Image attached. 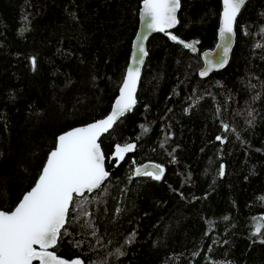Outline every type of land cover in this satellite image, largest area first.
I'll return each instance as SVG.
<instances>
[{"label": "trees", "instance_id": "1", "mask_svg": "<svg viewBox=\"0 0 264 264\" xmlns=\"http://www.w3.org/2000/svg\"><path fill=\"white\" fill-rule=\"evenodd\" d=\"M140 2L0 0V210L34 185L59 134L109 112ZM220 11L221 0H180L176 28L149 38L136 104L99 139L110 175L74 200L86 203L70 208L58 255L264 264V0L238 15L228 65L200 78ZM117 144L136 148L121 161ZM146 161L163 166L162 179L133 176Z\"/></svg>", "mask_w": 264, "mask_h": 264}, {"label": "snow or ice", "instance_id": "2", "mask_svg": "<svg viewBox=\"0 0 264 264\" xmlns=\"http://www.w3.org/2000/svg\"><path fill=\"white\" fill-rule=\"evenodd\" d=\"M244 3L245 0H223L222 26L219 33L223 43L218 45L220 52L216 54L215 60L206 57V67L200 71V76H207L212 69L226 65L235 34L236 19ZM179 8L180 0H143L145 28L149 31L166 32L178 23L176 13ZM171 39L177 41L178 38L171 35ZM178 42L184 44L182 40ZM184 46L196 51L194 44ZM143 55L147 53L138 45L137 53L132 57L133 64L137 67L127 69L126 79L111 114L105 119L60 135L34 187L22 195L13 209L0 210V264H33L34 261L39 264H84L82 259L69 261L49 249L57 246L62 230L63 234H68L66 225L76 222L75 218L70 221V208L74 212L78 208L83 210L86 202L77 201L74 204L76 197H83L86 192L101 189L110 175L105 169V156L97 141L103 133L113 128L120 116L135 105L140 77L138 65L143 63ZM224 127L227 130L228 126ZM221 139L217 137V140ZM135 148V144H117L115 156L123 161L125 154L133 152ZM134 171L136 176H149L155 180H160L163 176V169L159 165L152 170L145 166L143 171L141 168ZM80 214L90 215L86 210ZM262 227L264 225L256 227L257 234ZM92 234L95 235V231ZM80 243L78 241L76 245L79 246Z\"/></svg>", "mask_w": 264, "mask_h": 264}, {"label": "water", "instance_id": "3", "mask_svg": "<svg viewBox=\"0 0 264 264\" xmlns=\"http://www.w3.org/2000/svg\"><path fill=\"white\" fill-rule=\"evenodd\" d=\"M247 1H248V0H245V3H246ZM245 3H244V5H245ZM244 5L242 6V8L244 7ZM242 8H241V10H242ZM179 9H180V8H179ZM179 9H178V11H177V13H176V15H177V20H178ZM240 12H241V11H240ZM222 13H223V0H221V11H220L219 25H218V29H217V41H216L214 47H212V48H210V49H206V50H204V51H202V52L200 53V57H201V61H202V66H201V68L198 70V75H199L200 71H202V70L206 67V63H207V61H206V57H209V58L215 60V58H216V54H217L218 52H220V49L218 48V45H221V44L223 43V41H222L221 38H220V34H219V33H220V28H221V26H222ZM239 14H240V13H239ZM239 14H238V15H239ZM237 17H238V16H237ZM236 20H237V19H236ZM177 25H178V23H177L174 27H172V28H170V29H167L166 32H157V31H149V30H147V29L145 28V20H144V16H143V0H141V2H140V7H139V11H138V27H137L136 33H135V35H134V37H133V39H132L131 50H130V54H129V58H128V63H127L126 69H125V74H124V77H123L122 83H121V85H120V87H119V89H118V93H117L116 97L114 98V100H113V102H112V104H111V108H110L109 112H108L105 116H103V117H101V118H99V119H96V120H94V121H92V122L86 123V124H84V125L75 126V127H73V128H70V129H68V130H66V131H64V132H62L61 134H59V135L57 136V138H56V142H55V145H56V143H57V141H58V137H59L60 135L65 134V133L68 132V131L74 130L75 128L85 127V126H87V125H89V124H91V123H94V122H96V121H99V120L105 119L108 115H110L111 112H112V110L115 108V101L119 98V95H120V89L122 88V86H123V81L126 79V76H127V69H128L129 67H137V65H134V64H133L132 57H133L134 54L137 53L138 45H139V46H142V47L144 48L145 52H146L147 55H148V51H147V43H148L149 38H150L153 34H155V33H167V34H170V33L176 28ZM139 38H143V39L141 40V39H139ZM234 44H235V34H234L233 37H232V42H231V45H230V51H229V53H228L227 63H226V65H225L223 68L212 69V70L209 72V74H210L211 72H213V71H219V70H222V69H224V68L228 65L229 60H230V57H231V53H232V50H233V47H234ZM147 55H143V57H142V59H143V63H141V64L138 65V67H139V71H140V77H139V80H138V83H137V88H136V93H135V99H136V94H137V91H138V87H139V83H140V79H141V74H142L143 66H144V64H145V61H146ZM209 74H208V75H209ZM208 75H207V76H208ZM207 76L202 77V76L199 75L200 78H205V77H207ZM135 104H136V103H135ZM134 106H135V105H134ZM134 106H133L129 111L125 112L124 115H126V113H128V112H131V111L133 110ZM124 115H123V116H124ZM123 116H120V117L117 119V121H118L121 117H123ZM113 126H114V125H113ZM109 130H111V129H109ZM106 133H107V132H106ZM106 133H103V134L100 136V138H101L104 134H106ZM100 138H99V139H100ZM97 142L99 143V140H98ZM99 144H100V143H99ZM52 150H54V148H53ZM101 151H102V148H101ZM102 152H103V151H102ZM49 153H50V152H49ZM49 153H48V155H49ZM48 155H47V157H48ZM47 157H46V159H47ZM45 164H46V160H45L43 166H44ZM104 164H105V160H104ZM156 165H159V166L164 170V168H163L162 165H160V164H158V163H156V162L146 161V162H144V163H141V164L137 165V166L133 169V176H134V177H141V176H144V175L136 176V175H135V171H134L136 168H141V170L143 171V169L145 168V166H148L149 170H152ZM105 169H106V167H105ZM41 170H42V169H41ZM40 174H41V171H40L39 175H40ZM39 175H38V177H39ZM38 177H37L35 183L38 182ZM35 183H34V185H35ZM104 183H105V182H104ZM34 185H33L32 187H34ZM32 187H31V188H32ZM31 188H30L28 191H30ZM28 191H26L24 194H26ZM95 191H96V190H94V191H92V192H86V193L91 194V193H93V192H95ZM21 198H22V197H21ZM21 198H20V199H21ZM16 205H17V204H16ZM37 247H38V246H37ZM49 250H50V251H54V248H53V249H49ZM57 255H58V254H57ZM58 256H60V255H58ZM60 257H61V258H65V257H62V256H60ZM76 258H79V257L65 258V259H68L69 261H71L72 259H76ZM79 259H81V258H79ZM34 263H35V264H39L38 261H34L33 264H34Z\"/></svg>", "mask_w": 264, "mask_h": 264}, {"label": "rangeland", "instance_id": "4", "mask_svg": "<svg viewBox=\"0 0 264 264\" xmlns=\"http://www.w3.org/2000/svg\"><path fill=\"white\" fill-rule=\"evenodd\" d=\"M122 146H125V145H122Z\"/></svg>", "mask_w": 264, "mask_h": 264}]
</instances>
